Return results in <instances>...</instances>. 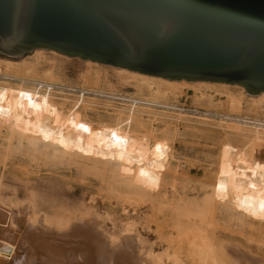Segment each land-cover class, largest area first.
<instances>
[{
  "label": "bare ground",
  "instance_id": "6f19581e",
  "mask_svg": "<svg viewBox=\"0 0 264 264\" xmlns=\"http://www.w3.org/2000/svg\"><path fill=\"white\" fill-rule=\"evenodd\" d=\"M49 50L57 60L41 74L0 59V264H264V246L211 228L219 211L253 227L264 243V117L207 112L227 122L210 192L201 201L176 197V171L167 165L175 132L157 130L145 116L149 108L179 109L159 101L162 87L200 84L194 91L202 94L229 83L171 80L84 59L113 68L108 80L132 77L149 98L78 88L58 81L66 61L57 56L65 54ZM85 95L123 103L102 111ZM87 173L103 183L84 179ZM103 187L122 194L124 221L105 207ZM165 212L172 230L157 220Z\"/></svg>",
  "mask_w": 264,
  "mask_h": 264
},
{
  "label": "water",
  "instance_id": "95a60500",
  "mask_svg": "<svg viewBox=\"0 0 264 264\" xmlns=\"http://www.w3.org/2000/svg\"><path fill=\"white\" fill-rule=\"evenodd\" d=\"M52 49L264 92V0H0V53Z\"/></svg>",
  "mask_w": 264,
  "mask_h": 264
},
{
  "label": "rangeland",
  "instance_id": "374dc122",
  "mask_svg": "<svg viewBox=\"0 0 264 264\" xmlns=\"http://www.w3.org/2000/svg\"><path fill=\"white\" fill-rule=\"evenodd\" d=\"M37 49L19 56H7L0 53V59H9L14 64L27 63L32 66V69H35L34 72L41 74L50 69V64L57 59L49 49ZM39 53H42V58L36 61V56ZM57 57L66 61L64 68L56 75L60 83L78 88L112 91L134 98H149L148 91L145 88L140 89V83L132 77H127L122 83L116 81L114 77L108 80L105 75H110L113 72V68L110 66L90 64L79 57L65 55ZM177 85H179L177 88L162 87L158 99L163 103L175 105L179 109L149 108L153 113L145 117L157 130L169 127L175 132V137L170 140L171 156L167 164L169 168L176 171L170 192L174 193L176 197L201 201L210 192V183L217 168L219 142L227 136L226 128H224L227 122L221 123L218 118L207 114V112L264 117V100H262L264 97L250 98L246 96L247 92L244 89V94H241L240 86L232 84L227 86L210 85L211 88H207L202 94L194 91V87L200 84L179 83ZM62 93H65L70 100L76 98L74 92L65 90ZM230 98L239 100L242 105L240 107L231 106ZM84 99L90 106L102 111H115L108 105L123 103L121 100H111L97 95H91V97L85 95ZM124 103L130 102L124 101ZM89 115L91 116V114ZM70 176L74 178L76 174L72 172ZM84 177V179L95 183L104 181V177L97 173H87ZM93 186L96 188L98 185L94 184ZM100 193L105 207L109 208L111 215L119 221L125 219L128 213L122 210V194L105 187L100 189ZM157 220L165 226L164 229H173V220L166 212L158 213ZM151 224L154 228V224ZM211 228L214 229L216 235H221L223 238H235L246 244L250 243L253 247L257 244L264 246V243L258 241L259 236L253 227H242L236 219L228 220L219 211L213 218ZM152 231L153 229L150 230V233Z\"/></svg>",
  "mask_w": 264,
  "mask_h": 264
}]
</instances>
